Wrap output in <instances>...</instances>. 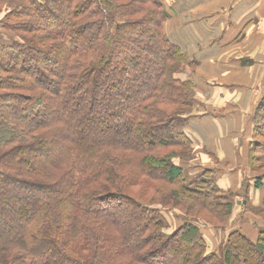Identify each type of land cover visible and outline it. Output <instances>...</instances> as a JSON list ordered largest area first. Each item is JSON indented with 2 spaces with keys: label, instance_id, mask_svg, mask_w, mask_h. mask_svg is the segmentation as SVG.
I'll return each mask as SVG.
<instances>
[{
  "label": "trees",
  "instance_id": "obj_1",
  "mask_svg": "<svg viewBox=\"0 0 264 264\" xmlns=\"http://www.w3.org/2000/svg\"><path fill=\"white\" fill-rule=\"evenodd\" d=\"M182 2L0 0V264L264 259V220L234 226L239 201L251 212L264 201V144L255 140L264 96L246 156L235 149L228 164L213 151L212 167L202 166L185 132L198 65L185 29L171 23ZM200 22L215 36L196 48L224 44L216 17ZM148 190L181 199L188 213L172 227L153 201L137 199ZM170 201L172 211L182 206ZM196 207L219 225H204ZM232 222L228 242L207 254L208 231Z\"/></svg>",
  "mask_w": 264,
  "mask_h": 264
},
{
  "label": "crops",
  "instance_id": "obj_2",
  "mask_svg": "<svg viewBox=\"0 0 264 264\" xmlns=\"http://www.w3.org/2000/svg\"><path fill=\"white\" fill-rule=\"evenodd\" d=\"M182 5L197 16L201 14L199 21L212 23L216 17L217 36L225 30L224 44L218 41L219 47L204 45L196 48L199 40L215 36V31L208 33L206 29L202 30L203 26L189 42L184 37L188 50L193 55L205 56L206 60L205 68H196L194 84L212 86L211 98L200 104V118L190 121L185 132L200 148L197 151L202 166L212 167L214 160L205 154L213 151H219L222 161L229 164L235 149L246 156L243 142L251 129L250 118L264 96V0H183ZM240 35L241 40L237 41ZM246 39L259 40L263 55H259V46L252 44L251 58H241L239 46ZM243 73L245 77L240 80ZM241 179L242 176L239 181ZM224 181L228 183L229 179L225 177Z\"/></svg>",
  "mask_w": 264,
  "mask_h": 264
},
{
  "label": "rangeland",
  "instance_id": "obj_3",
  "mask_svg": "<svg viewBox=\"0 0 264 264\" xmlns=\"http://www.w3.org/2000/svg\"><path fill=\"white\" fill-rule=\"evenodd\" d=\"M5 13H6V11H5ZM199 16H201V14H198V16H197V15L193 14V11L185 9V6L181 4L179 6V8H178L177 15L171 19V23L173 25H177L178 24L181 28L185 29L186 38H187V41L189 42L190 41V37L193 36L194 33L195 34L199 33L198 25H199V23H201L198 20ZM245 41L246 42L242 43V45L239 46V49H240L239 52L242 55L241 58L242 57H245V58L249 57V59L251 58L250 53L253 50L252 49V44L259 46V55L260 56L263 55L262 51H260L261 50V46H260L259 40H257V39L256 40H254V39H246ZM260 42L263 43V40H261ZM207 46L208 45H206V47ZM193 57L191 58V60L197 61L198 67H200V69L202 70V66L203 67L205 66L206 60L204 58H201L200 56H197L196 54H194ZM188 70H189L188 68H185V74H183L182 76H185V77L188 76V75H186V72L187 73L189 72ZM194 71L195 72L193 73V75L197 73L196 69ZM178 77H180V76H178ZM243 77H245L244 73L239 76L240 80H242ZM182 80H184V78ZM192 82H193V80H192ZM193 85H195V84H193ZM204 85H206V86L203 87ZM203 86L202 87L201 86L198 87V85L194 86L195 97H193V99H195L196 103L194 104L193 111H191L192 115H191V120L190 121H193V120H196V119L200 118L201 114L199 112V109H200V106H201L200 104H201L202 100L204 101L206 98H211L209 96H210V93H212V86L208 85V84H203ZM111 112H114V111H111ZM202 114L203 115H207V113H204V112H202ZM185 129L187 130L188 128H185ZM260 131H262V129ZM263 133H264V131H263ZM260 134H261V136H260ZM255 140L257 142H260V143L264 144V134L259 133V137L257 136V138ZM260 151H261L260 154H262L263 157H264V151H262V150H260ZM190 157H191V159L194 158L192 156V154H190ZM184 178H185V181H186L187 179H186L185 176H184ZM180 181L181 180H179V182ZM172 186H173V188L178 187L177 183H175V185H172ZM137 189L138 188H133L134 191H136ZM166 193L167 192H165V191L155 192V191H152V190H148V191H146V194L141 195V193H139V194H137L138 196H136V197H137V199H139V201H142V203L144 205H145L146 202L150 203L149 199L151 201H153V203L150 204V206L157 207L158 211H159L158 215L165 217L167 222L169 221V223L172 224V227H174V226H176V224L178 225L180 223L179 218H177V214H179L181 217H183V215H181V213L186 215L185 212L188 213V211H185V210L188 207V205L185 204L184 202H181L182 201L181 199H179V201H177L176 198L175 199L174 198H169L168 197L169 193L168 194H166ZM193 195H197V196L200 197V194H196L195 193ZM261 195H262V197L264 196V194H262V193H261ZM163 196H164V199L161 198ZM170 199L174 200L173 203H175V204H174L173 207H175L176 204H179V203H180V205H182L181 207L177 208V210H179V212L177 210L176 211H172L171 209H169V208L172 207V203H171ZM118 202H119V200H118ZM240 202H241V204H243V206H240L242 208H240V209H238L236 211V215H235L236 219H235V222H234V226H236L238 224V222H240V223L247 222V219H249L251 221H254V222H255L256 219H261V220L263 219L264 220V217H261L259 215V213H261L262 208L264 209V205H263L264 201L261 202V203L256 202V206H258V208H256V210H253V212L246 211L247 209L244 208L246 206V201H242L241 200V201H239V203ZM12 204H14V202H12L10 205H12ZM160 205L161 206L163 205L165 207L161 208ZM165 208H168L171 211H169L168 209H165ZM194 211H197V212L200 213V215H198L197 218L200 219V220H203V224L205 223L204 225H207L208 223H212L214 225H219L218 221H216L212 217V215L210 213H208L207 211H205V210L201 211L197 207L195 208ZM256 222L259 223L260 220H258ZM136 225H137V222H135V225H133V226H136ZM232 226H233V222L231 223L230 227L228 226V224H226L225 231L223 229L220 230V228L219 229L212 228L211 233L208 231V233L206 235V247H207L206 250L207 251H205L207 254L211 250V247L215 248L216 246L220 245V243H222V246H224L228 242L227 238L230 235V232H232L233 228H236V227H232ZM203 227H205V226H203ZM167 232H170V230L169 231L166 230V233ZM249 257H250V255L248 256V258ZM257 261H258V264L259 263L264 264L263 256L262 257H258ZM167 264H169V263L167 262ZM247 264H252V263H250V258L248 259Z\"/></svg>",
  "mask_w": 264,
  "mask_h": 264
}]
</instances>
